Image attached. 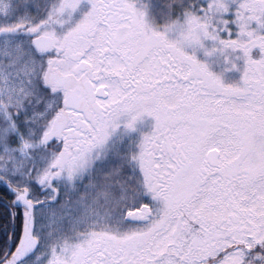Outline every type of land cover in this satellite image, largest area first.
I'll use <instances>...</instances> for the list:
<instances>
[{
    "label": "snow or ice",
    "instance_id": "snow-or-ice-1",
    "mask_svg": "<svg viewBox=\"0 0 264 264\" xmlns=\"http://www.w3.org/2000/svg\"><path fill=\"white\" fill-rule=\"evenodd\" d=\"M0 264H264V0H0Z\"/></svg>",
    "mask_w": 264,
    "mask_h": 264
}]
</instances>
